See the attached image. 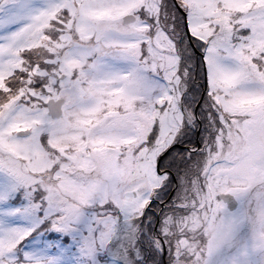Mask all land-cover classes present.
<instances>
[{
    "label": "snow or ice",
    "instance_id": "6c2138e0",
    "mask_svg": "<svg viewBox=\"0 0 264 264\" xmlns=\"http://www.w3.org/2000/svg\"><path fill=\"white\" fill-rule=\"evenodd\" d=\"M0 264H264V0H0Z\"/></svg>",
    "mask_w": 264,
    "mask_h": 264
}]
</instances>
